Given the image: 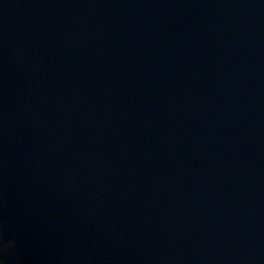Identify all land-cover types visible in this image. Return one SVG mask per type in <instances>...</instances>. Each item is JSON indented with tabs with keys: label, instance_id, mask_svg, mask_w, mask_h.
<instances>
[{
	"label": "water",
	"instance_id": "1",
	"mask_svg": "<svg viewBox=\"0 0 264 264\" xmlns=\"http://www.w3.org/2000/svg\"><path fill=\"white\" fill-rule=\"evenodd\" d=\"M0 240L264 264V0H0Z\"/></svg>",
	"mask_w": 264,
	"mask_h": 264
},
{
	"label": "clouds",
	"instance_id": "2",
	"mask_svg": "<svg viewBox=\"0 0 264 264\" xmlns=\"http://www.w3.org/2000/svg\"><path fill=\"white\" fill-rule=\"evenodd\" d=\"M10 242H11V245L13 246L14 245V241H10ZM11 247H8L7 244L3 243L2 240H0V258L4 257L5 254H8L9 253V248H11ZM0 264H5L3 259H0ZM11 264H18V261L13 260L11 262Z\"/></svg>",
	"mask_w": 264,
	"mask_h": 264
}]
</instances>
